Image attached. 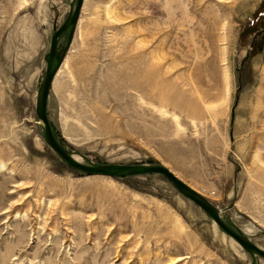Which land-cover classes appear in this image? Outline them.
<instances>
[{
    "label": "rangeland",
    "instance_id": "rangeland-1",
    "mask_svg": "<svg viewBox=\"0 0 264 264\" xmlns=\"http://www.w3.org/2000/svg\"><path fill=\"white\" fill-rule=\"evenodd\" d=\"M70 1L0 0V264H248L163 176L86 175L44 144L34 99ZM78 19L56 139L83 163L163 164L264 250V0H83Z\"/></svg>",
    "mask_w": 264,
    "mask_h": 264
},
{
    "label": "water",
    "instance_id": "water-1",
    "mask_svg": "<svg viewBox=\"0 0 264 264\" xmlns=\"http://www.w3.org/2000/svg\"><path fill=\"white\" fill-rule=\"evenodd\" d=\"M83 0H71L65 18L51 33L49 45L43 55L45 62L43 75L38 84L34 99V117L40 126L44 144L70 169L86 175L107 177H125L146 174L163 176L170 185L185 199L196 205L207 217L228 237H230L250 257L248 264H253L254 256L264 258V250L255 245L240 231L230 226L220 215L219 209L207 198L199 194L186 182L175 175L163 164H125V163H86L76 160L71 152L65 148L53 134L46 110L48 92L53 76L61 64L65 52L71 41L75 25L79 16ZM66 32L64 45L58 47V40Z\"/></svg>",
    "mask_w": 264,
    "mask_h": 264
},
{
    "label": "bare ground",
    "instance_id": "bare-ground-1",
    "mask_svg": "<svg viewBox=\"0 0 264 264\" xmlns=\"http://www.w3.org/2000/svg\"><path fill=\"white\" fill-rule=\"evenodd\" d=\"M79 20V19H78ZM66 53V52H65ZM63 63V62H62ZM52 87V86H51ZM74 157V156H73ZM76 160H78L77 157H74ZM169 169V168H168ZM170 170V169H169ZM173 172V171H172ZM174 173V172H173ZM175 174V173H174ZM176 175V174H175ZM180 178V177H179ZM181 179V178H180ZM195 190V189H194ZM199 193V192H198ZM200 194V193H199ZM203 196V195H202Z\"/></svg>",
    "mask_w": 264,
    "mask_h": 264
}]
</instances>
